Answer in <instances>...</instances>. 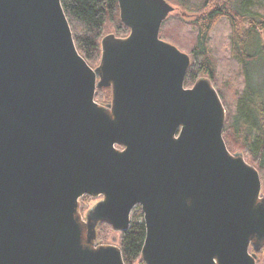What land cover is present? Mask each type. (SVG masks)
Segmentation results:
<instances>
[{"label": "water", "instance_id": "water-1", "mask_svg": "<svg viewBox=\"0 0 264 264\" xmlns=\"http://www.w3.org/2000/svg\"><path fill=\"white\" fill-rule=\"evenodd\" d=\"M116 1L129 33L91 68L60 0H0V264H124L96 229L125 232L136 206L144 264H256L260 177L227 149L211 81L185 88L189 56L159 38L174 8Z\"/></svg>", "mask_w": 264, "mask_h": 264}, {"label": "trees", "instance_id": "trees-1", "mask_svg": "<svg viewBox=\"0 0 264 264\" xmlns=\"http://www.w3.org/2000/svg\"><path fill=\"white\" fill-rule=\"evenodd\" d=\"M173 8L162 23L159 38L186 52L183 32L191 39L190 66L184 87H191L196 80L208 78L216 89L225 109L223 139L227 149L242 153L245 161L256 167L264 192V0H166ZM70 26L78 53L91 68L99 64L100 42L109 24L118 38L129 30L119 20L116 0H60ZM194 15L188 23L183 15ZM187 24V25H186ZM219 27L226 28V55H215L212 38ZM189 30V31H188ZM222 34L219 36L221 37ZM214 39V38H213ZM223 44V45H224ZM227 44V45H226ZM231 78L237 86L228 101L223 90L218 89V74ZM110 89H97L95 101L109 104ZM93 199L84 196L80 200L81 211ZM111 228L98 225L97 241H101ZM145 239L143 213L136 206L130 215L129 228L120 233L119 249L124 264H144L141 250Z\"/></svg>", "mask_w": 264, "mask_h": 264}, {"label": "rangeland", "instance_id": "rangeland-1", "mask_svg": "<svg viewBox=\"0 0 264 264\" xmlns=\"http://www.w3.org/2000/svg\"><path fill=\"white\" fill-rule=\"evenodd\" d=\"M194 15H190V14L189 15H183L184 16V20L189 23L192 20V17ZM104 34L105 35L113 34V29H112V27L109 24L106 26ZM221 34H222V36L219 37ZM213 38H212V50L214 51L215 55H219L220 57H222L221 55L225 56L226 55V53H225L226 46L224 44V41L226 40V28L224 29V27H219V29L217 30L216 35L215 34L213 35ZM180 40L183 43L184 48L187 49V50H184V51L188 52L189 51L188 42L190 43L191 39L188 38L185 35V33L183 32L182 39H180ZM186 52H182V53L186 54ZM256 73L260 74L262 76L264 74V69L259 67V68H257ZM216 82H217V85H218V89L221 90V91L223 90V92L225 93V96H227V100L231 101L232 100V95L235 92V89L237 88V86L232 85L231 78L230 79H225V77L222 76L221 73H220V74H218V76L216 78ZM233 153H236V152H233ZM238 153H240V152H238ZM249 161H250V159H246L247 163H249ZM262 193L264 195V192H262ZM96 200H98V199H93L87 205V207L85 209H83V211L80 210V213H81V216H82L83 219H84V216H85L86 212L98 202ZM80 209H81V206H80ZM119 242H120V233L118 234L116 232H113L112 230H110V232H108L106 234V236L103 239H101V241L100 240L97 241V239H96L97 245H112V246H115V247H118V248H119ZM256 264H264V249L257 255Z\"/></svg>", "mask_w": 264, "mask_h": 264}, {"label": "flooded vegetation", "instance_id": "flooded-vegetation-1", "mask_svg": "<svg viewBox=\"0 0 264 264\" xmlns=\"http://www.w3.org/2000/svg\"><path fill=\"white\" fill-rule=\"evenodd\" d=\"M99 200V199H98ZM98 200H96V201H98Z\"/></svg>", "mask_w": 264, "mask_h": 264}, {"label": "bare ground", "instance_id": "bare-ground-1", "mask_svg": "<svg viewBox=\"0 0 264 264\" xmlns=\"http://www.w3.org/2000/svg\"><path fill=\"white\" fill-rule=\"evenodd\" d=\"M119 234V233H118Z\"/></svg>", "mask_w": 264, "mask_h": 264}]
</instances>
